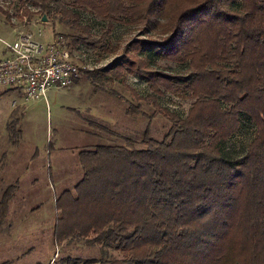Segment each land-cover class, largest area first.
<instances>
[{
    "label": "trees",
    "instance_id": "obj_1",
    "mask_svg": "<svg viewBox=\"0 0 264 264\" xmlns=\"http://www.w3.org/2000/svg\"><path fill=\"white\" fill-rule=\"evenodd\" d=\"M18 18L57 20L72 30L58 33L70 53L82 44L114 53L79 22L85 8L106 19L137 23L148 39L133 38L103 69L79 73L124 83L131 73L150 93L129 88L134 103L124 113L144 114L152 106L167 122L159 138L144 126L139 144L96 143L77 151L81 175L73 193L55 197L53 237H78L97 245L98 256L69 254L59 260L103 264H264V0H15ZM7 22L10 15L0 6ZM149 31L157 32L156 38ZM158 60L186 63L183 75L149 66ZM187 92L193 100L184 116L159 105L155 95ZM253 123L245 151L229 160L220 142ZM12 117L9 133L19 134ZM101 129H103L101 127ZM49 149L51 146L47 144ZM14 184L0 194V218ZM108 251L117 253L108 257ZM107 256L104 258V256ZM44 264V263H35Z\"/></svg>",
    "mask_w": 264,
    "mask_h": 264
},
{
    "label": "rangeland",
    "instance_id": "obj_2",
    "mask_svg": "<svg viewBox=\"0 0 264 264\" xmlns=\"http://www.w3.org/2000/svg\"><path fill=\"white\" fill-rule=\"evenodd\" d=\"M0 6L10 15L6 22L0 14V59L8 55L2 41L11 42L18 31L40 29L45 38L72 32L57 20H41L35 15L18 18L15 0H0ZM77 12L79 22L88 26L94 38L108 40L116 47L114 53H98L96 49L76 45V62L84 69H103L123 53L129 40L148 39L137 23L113 19L106 33V19L85 8ZM158 35L149 31L150 38ZM147 53L152 68L179 75L187 69L186 63L158 60L153 53ZM129 88L141 96L150 93L146 83L131 73H126L121 83L81 72L69 86L51 87L45 101L13 99L11 92L0 94V108L2 103L10 102L7 117H1L0 111V194L7 184H14L5 215L0 218V264L44 263L55 249L58 256L99 255L97 245L82 238L70 237L59 243L54 240L55 197L67 189L73 193V184L81 175L78 150L96 143L121 144L124 137L138 145L147 124L155 138L165 130L167 122L159 114H152L153 108L148 103H139L145 115L132 117L124 113L127 103L135 102ZM155 98L159 105L179 116L185 115L193 100L185 91H166ZM12 117L17 119L15 127L20 129L19 134L6 129V122ZM239 119L237 130L220 142L221 155L229 160L245 151L253 135V123L243 115ZM47 144L51 146L49 149ZM116 255L115 251H108V257Z\"/></svg>",
    "mask_w": 264,
    "mask_h": 264
},
{
    "label": "built area",
    "instance_id": "obj_3",
    "mask_svg": "<svg viewBox=\"0 0 264 264\" xmlns=\"http://www.w3.org/2000/svg\"><path fill=\"white\" fill-rule=\"evenodd\" d=\"M2 42L8 55L0 59V89L17 92L25 101H45L51 87H67L78 75L77 55L69 52L59 34L45 38L40 29L18 31L11 42ZM57 252L55 249L44 264H102L66 263L59 260Z\"/></svg>",
    "mask_w": 264,
    "mask_h": 264
},
{
    "label": "crops",
    "instance_id": "obj_4",
    "mask_svg": "<svg viewBox=\"0 0 264 264\" xmlns=\"http://www.w3.org/2000/svg\"><path fill=\"white\" fill-rule=\"evenodd\" d=\"M8 92H11V93H13V99L14 98H18V97H20L19 96V93H17V92H14V91H3V90H1L0 89V94H4V93H8ZM11 101V100H10ZM10 102L8 103V104H6V103H2V105H1V108H0V111H1V114H2V116L1 117H7V115H8V112H9V110H10ZM13 111V110H12ZM12 111H11V113H12ZM23 113H24V115H26L25 114V109H24V111H23ZM7 123V122H6ZM6 126V125H5Z\"/></svg>",
    "mask_w": 264,
    "mask_h": 264
},
{
    "label": "water",
    "instance_id": "obj_5",
    "mask_svg": "<svg viewBox=\"0 0 264 264\" xmlns=\"http://www.w3.org/2000/svg\"><path fill=\"white\" fill-rule=\"evenodd\" d=\"M41 20L45 19L44 16L42 15V17L40 18Z\"/></svg>",
    "mask_w": 264,
    "mask_h": 264
}]
</instances>
